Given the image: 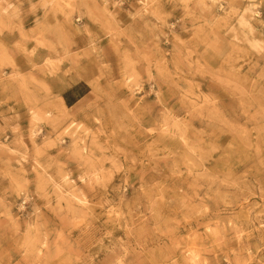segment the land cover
Returning <instances> with one entry per match:
<instances>
[{"label": "rangeland", "instance_id": "rangeland-1", "mask_svg": "<svg viewBox=\"0 0 264 264\" xmlns=\"http://www.w3.org/2000/svg\"><path fill=\"white\" fill-rule=\"evenodd\" d=\"M0 264H264V0H0Z\"/></svg>", "mask_w": 264, "mask_h": 264}]
</instances>
